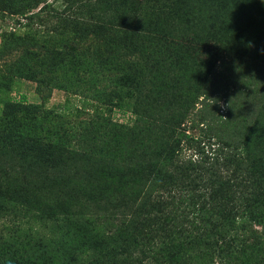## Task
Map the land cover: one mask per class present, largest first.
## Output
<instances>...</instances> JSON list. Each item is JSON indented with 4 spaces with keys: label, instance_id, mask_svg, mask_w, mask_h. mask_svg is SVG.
Segmentation results:
<instances>
[{
    "label": "rangeland",
    "instance_id": "1",
    "mask_svg": "<svg viewBox=\"0 0 264 264\" xmlns=\"http://www.w3.org/2000/svg\"><path fill=\"white\" fill-rule=\"evenodd\" d=\"M0 9V30L8 29L7 21L18 26L0 32V264H90L99 252L102 264H112L110 251L123 233L139 239L116 262L257 259L264 223L227 219L215 205L224 201L229 209L234 198L237 211L247 203L264 213L256 203L259 171L234 159L221 169L226 183L220 189H184L195 171L179 174L178 165L191 167L188 160L210 151L208 127L195 118L184 133L178 130L174 160L156 155L148 130V146L137 151L136 83L129 79L128 57L118 65L110 52L130 23L147 19L175 42L227 49L244 73L264 79V0H0ZM224 19L248 27L231 32ZM59 51L68 54L65 62H59ZM72 58L83 59L85 67L70 68ZM200 75L190 64L185 70L172 62L158 79L164 93L177 98L188 88H209L196 82ZM120 89L124 101L106 102L108 93ZM220 108L225 115L223 102ZM254 110L238 100L227 135L251 123ZM152 183L155 189H149ZM147 193L154 200L143 207ZM165 204L172 214L163 218ZM178 241L177 259L166 261Z\"/></svg>",
    "mask_w": 264,
    "mask_h": 264
},
{
    "label": "trees",
    "instance_id": "2",
    "mask_svg": "<svg viewBox=\"0 0 264 264\" xmlns=\"http://www.w3.org/2000/svg\"><path fill=\"white\" fill-rule=\"evenodd\" d=\"M3 12L5 11L0 9V21L4 19L2 18ZM6 24L8 29L3 28L0 32L4 30L2 33H11L17 30L18 26L14 23L11 26L7 21ZM223 24L231 32L236 31L238 33L245 31L248 27L247 24H242V26L232 24L231 19H224ZM121 33L119 34L121 41L115 45L114 55L113 52H110L112 59L110 57L106 60L103 59L102 64H106L107 60L111 59L113 63L119 65L122 58L128 57L125 63L131 72L128 73L129 79L136 83L137 151L142 150L141 152H143L144 148L148 146L144 136L148 130L153 136L155 146L153 151L156 152V155L164 160H174L178 155L177 151L180 146L178 130L184 133L188 129L186 128L187 124H191L195 118H199L200 123L206 125L210 131L207 135L210 151L208 153L202 151L203 156L197 161L188 160L187 163H190L191 167L189 164L178 165L179 168H182L178 170L179 174L193 168L195 171V175L184 185V189H220L226 183L221 169L231 160L236 159L240 163L247 164V167L251 169L255 167L259 171L260 181L255 188L257 190L256 203L260 209H264V79L254 74L244 73L245 69L240 66L235 56L232 55V59H230V52L226 53L227 49L203 48L200 44H182L170 40L164 36V31L158 27L155 21L153 23L147 19H136V22L130 23L127 29ZM205 49L207 50L203 54L202 51ZM67 56L68 54L59 51V62H65ZM54 62L51 64H59L58 61ZM172 62L178 63L180 69L187 70L189 64L191 69H198L201 78L197 77L196 82L200 80L210 83L209 88L202 92H193L188 88V91H182L176 96L177 98L172 97L168 92L164 93V82L163 79H158V75ZM70 63H72L70 67L72 69L85 67V61L81 58L76 60L72 58ZM29 75L32 76V73ZM123 92L120 89L108 93L106 102L124 101ZM238 100L252 103L253 109H255L253 121L236 128L230 135H227L232 120L231 115ZM221 102L226 108L225 115L220 113ZM9 105L10 103H7V107ZM144 122L148 123L147 127H144ZM185 134L183 136H186ZM211 138H216V141L210 142ZM189 141H194V139ZM149 189H155L154 184ZM198 195L204 198V194ZM156 199L162 203L161 199ZM152 200H154L152 194L147 193L141 205L145 207L153 203ZM231 200L234 205L230 206L229 209H223L226 205L224 201L215 205L220 207L219 213L221 210H226L225 218L236 220L239 217L244 223H264V213H257L247 203L242 206V211H237L236 200L234 198ZM167 205L165 204L161 209L163 218L172 214L166 209ZM138 239L139 237L135 234L123 233L119 237V243L110 251V255L114 259L112 264H135L133 260L129 259L128 261L126 259L116 262L115 256L119 253L130 255L131 251L129 250ZM210 240L222 242L218 237H211ZM224 243L226 244V242ZM179 244L180 241L173 245L175 249L171 251L174 252L165 250L167 252L166 261L177 259ZM116 247L119 249H115ZM258 251L257 253L254 252L257 259L250 260V264H260L264 261V246ZM98 255L94 256L92 260L90 259V264H102V257L100 256L103 255V252H99ZM259 256L262 257L260 260H258ZM216 258L218 260H214L212 264H225L223 256L216 255ZM136 262V264H150L148 261L139 260Z\"/></svg>",
    "mask_w": 264,
    "mask_h": 264
},
{
    "label": "built area",
    "instance_id": "3",
    "mask_svg": "<svg viewBox=\"0 0 264 264\" xmlns=\"http://www.w3.org/2000/svg\"><path fill=\"white\" fill-rule=\"evenodd\" d=\"M9 23H10V24H11V26H12V24H13V23H12V21H9Z\"/></svg>",
    "mask_w": 264,
    "mask_h": 264
}]
</instances>
